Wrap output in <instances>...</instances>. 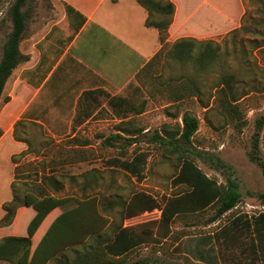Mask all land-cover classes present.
Returning <instances> with one entry per match:
<instances>
[{"label":"rangeland","instance_id":"1","mask_svg":"<svg viewBox=\"0 0 264 264\" xmlns=\"http://www.w3.org/2000/svg\"><path fill=\"white\" fill-rule=\"evenodd\" d=\"M242 4L243 17L239 28L225 37L211 38L212 43L220 47L219 57L211 67L195 69L192 64L164 59L163 55L171 43L165 44L160 55L145 71L127 84H122L128 72L123 61L119 58L100 61V69L107 73L113 84L122 88L98 98L99 109L90 123L54 126L61 139L52 142L46 140L48 136L43 127L30 126L26 135L18 132L38 152L26 156L21 164L31 162L37 166L43 160L61 175L59 179L64 190L56 195L58 197L74 195L95 198L98 211L106 221L105 230H108L113 212L105 211L107 209L104 206L109 202L128 201L132 195L144 193L162 206L165 197L181 190L172 186V179L177 172L176 159L163 157L162 149L150 142V135L164 124L179 123L184 111L198 117L199 127L194 136V145L217 156L224 167L215 170L199 160H196V164L203 173L221 185L226 184L228 176L234 179L239 184L240 201L232 211L214 222H211L214 209L210 208L198 214L175 217L166 227H160L159 221L134 225L131 228L146 226L148 235L128 255L127 261L138 264H210L209 256L212 255L217 264H255L249 247L252 244L249 232L232 230L226 239L219 231L234 216L250 218L264 213V199L260 198L264 193V177L260 169L248 160L254 121L264 114V46L256 48L264 41L261 37L264 28L258 24L261 22L256 0H242ZM24 11L28 19L25 40L22 42L23 52L28 50L34 39H40L51 27L55 34L65 35L67 23L57 0H28ZM5 12L6 4L0 1V56L11 28ZM225 73L236 74L241 81L238 90L244 86L251 90L240 102L243 125L227 123L211 114L208 116L212 123L210 125L204 119V109L194 97L185 96L175 105L177 109H169L172 99L168 88H174L181 79L186 82L188 78H196L205 99L210 92L214 94L218 78ZM16 77L17 74L12 73L5 84L0 111L9 105L10 101L5 102L4 98H9L10 86ZM111 96L124 98L138 108L144 103L145 112L142 115L128 114L129 117L123 121L130 122L129 131H121L120 128L126 127L127 123H120L116 114L106 106ZM166 110L177 112L178 118L172 119ZM73 134L75 137L70 138ZM114 134L130 141L119 140L111 146L106 140ZM11 136L6 135L0 142V218L4 214L2 204L11 199L10 184L14 169L11 154L17 153L20 148ZM259 148L260 158L264 162V127L260 133ZM141 153L146 154L147 158L140 178L126 173L111 162L113 159L130 161ZM71 176L75 179L72 180ZM16 178L22 179L20 176ZM23 178L38 180L32 174ZM20 216L27 215L22 213Z\"/></svg>","mask_w":264,"mask_h":264},{"label":"trees","instance_id":"2","mask_svg":"<svg viewBox=\"0 0 264 264\" xmlns=\"http://www.w3.org/2000/svg\"><path fill=\"white\" fill-rule=\"evenodd\" d=\"M6 4V18L11 28L2 45L0 56V100L5 84L13 71L21 63L29 60L19 50L24 39L28 14L24 11L28 0H0ZM147 12L146 27L159 32L162 44L160 51L147 64V67L160 55L165 44L171 43L164 53V59L181 64H192L195 69L211 67L219 57L220 47L212 43L211 38L225 37L234 33L243 17L242 0H137ZM260 24L264 28V0H256ZM69 26L75 34L85 18L69 6H65ZM264 38V31L261 34ZM264 41L256 46L263 47ZM43 78H39L41 81ZM172 80V79H170ZM171 82V81H170ZM241 81L234 73H225L218 78L214 94L210 92L204 99V93L196 78L168 88L172 105L175 106L184 97H194L204 109V119L215 116L225 122L243 125L240 102L251 90L247 87L237 89ZM37 84H35L36 86ZM5 102L9 98H4ZM173 107V108H172ZM141 111V110H140ZM172 119L178 113L166 110ZM180 122L174 125L164 124L150 135V142L162 149L163 157L175 158L177 172L172 179L173 188H181L176 193L165 197L162 206L151 196L136 193L128 201L109 202L104 206L111 213L112 222L106 229L105 218L99 213L97 200L74 195L56 196L63 191L59 178L61 175L48 167L41 160L37 166L31 162L21 164L28 155L38 153L26 137L30 126L41 125L18 120L13 127L15 141L26 144V149L13 154V180L10 184L11 199L1 206L4 212L0 219V262L6 264H138L127 261L128 255L144 242L148 235L146 226L125 229L123 221L144 211L162 207L159 226H168L173 218L201 213L214 209L211 222L222 218L232 211L240 201L239 184L226 177V184L221 185L208 177L197 166L196 160L208 164L215 170L224 167L221 159L203 151L194 145V136L198 131L199 119L189 111H184ZM264 127V114L254 121L251 148L248 160L256 165L264 177V162L260 158V133ZM2 130L0 129V137ZM121 137L113 135L107 143L113 146ZM52 142V139L46 137ZM47 141V142H48ZM45 142V143H47ZM45 145V144H42ZM82 145H86L82 143ZM44 147V146H43ZM37 157V155H36ZM45 156L43 155V158ZM147 155L141 153L133 160L113 159L114 165L126 173L140 178ZM35 175L37 181L28 180ZM22 179H18L19 177ZM74 180L75 177L71 176ZM264 199V193L260 195ZM116 208V209H115ZM115 209V210H114ZM26 213L27 216H20ZM20 216V218H18ZM247 231L252 238L249 246L255 264H264V213L246 218L234 216L219 230L227 237L230 231ZM228 239V237L226 238ZM210 264H217L214 256H209Z\"/></svg>","mask_w":264,"mask_h":264},{"label":"crops","instance_id":"3","mask_svg":"<svg viewBox=\"0 0 264 264\" xmlns=\"http://www.w3.org/2000/svg\"><path fill=\"white\" fill-rule=\"evenodd\" d=\"M57 2L67 23L65 35L55 34L51 27L40 39H34L26 52L22 50L23 41L20 43V52L29 60L13 71L17 77L10 86V102L0 111V142L6 135H12L14 124L22 118L41 125L52 140L61 139L54 126L90 123L99 109L98 98L122 88L109 80L98 63L119 58L128 71L122 83L127 84L145 71L162 47L159 32L145 26L147 12L137 0ZM65 6L85 18L75 34L69 26ZM39 78L43 79L39 81ZM106 106L120 123H127L121 131H129L130 122H123L128 114L140 116L145 112L144 103L138 108L118 96L108 98ZM74 137L73 134L70 138ZM11 139L20 146L14 154L26 149L25 143L15 141L13 136ZM119 140L130 141L122 137Z\"/></svg>","mask_w":264,"mask_h":264},{"label":"built area","instance_id":"4","mask_svg":"<svg viewBox=\"0 0 264 264\" xmlns=\"http://www.w3.org/2000/svg\"><path fill=\"white\" fill-rule=\"evenodd\" d=\"M161 216H162V210L159 208H155L149 211H144L139 215L126 218L123 221L122 227L128 229L136 224L159 221L161 219Z\"/></svg>","mask_w":264,"mask_h":264}]
</instances>
